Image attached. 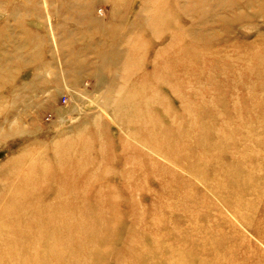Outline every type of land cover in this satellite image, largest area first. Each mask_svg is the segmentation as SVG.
Returning <instances> with one entry per match:
<instances>
[{"label":"rangeland","instance_id":"obj_1","mask_svg":"<svg viewBox=\"0 0 264 264\" xmlns=\"http://www.w3.org/2000/svg\"><path fill=\"white\" fill-rule=\"evenodd\" d=\"M34 33L54 52L91 40L93 77L29 99L31 76L15 81ZM166 51L174 96L146 81ZM147 95L168 104L151 123ZM35 201L90 228L81 264H264V0H0V264L49 244L78 261L77 241L27 239L15 202Z\"/></svg>","mask_w":264,"mask_h":264},{"label":"bare ground","instance_id":"obj_2","mask_svg":"<svg viewBox=\"0 0 264 264\" xmlns=\"http://www.w3.org/2000/svg\"><path fill=\"white\" fill-rule=\"evenodd\" d=\"M173 41H174V39H172V47L174 44ZM172 50H174V49H172ZM165 53H167V51L162 52V56H161V65L162 66H161L160 77H158V75H157L156 77L153 78V81L149 80V78H147L146 81H147L148 85H151L155 81H159L160 83H162L164 85L167 84L166 87H162L161 89H164V91H167L171 95L173 94V96H174L175 91L173 89H174V85H176V81L173 79V74H172L171 70L167 69L168 64L170 65L171 63H168V61L170 59L166 58L167 56L164 55ZM155 64H156V61H155ZM184 74H185V76L191 75V68H188V69L186 68ZM156 90H157L156 87H146L145 88V91L147 93H150V91L156 93L157 92ZM178 92H179V96H181V98H182L179 100V102L180 101L181 102L189 101L190 96H193L192 90H182V91H178ZM151 96L147 95L146 99H145V105L144 106H145L146 111L144 113V116H145L146 123H151V122L156 121L155 116H154L155 111L163 112V111L168 110V104L164 100V98H161L160 101H157L156 99H152ZM137 117L138 116H136L135 118H137ZM173 122H174V120L172 118L168 119V124L170 126L173 125ZM162 128H164V127L162 126L161 128L156 129L155 131H149L147 133L148 136L151 137L150 140L152 141V143H155L158 141V139H162L164 137L165 133L163 132ZM15 203L20 204L21 209H19L18 211H21L20 213L22 214V216H24L26 214V212H29V213H32V215H35V218L32 220V224H31V227L32 228L34 227L35 231L31 232V233H27V232L24 233L28 240L35 242V241H44V239H40V238H45V239L47 238L48 240L51 239L52 243L54 242V243H61V244L66 243V242H76L77 241L76 246L74 247V251H76V255L77 254H78V256L80 255L81 258L78 261H75L74 263L72 262L71 264H81L82 263V261L84 260L83 251H84V246L86 244L85 240H86V236H87V234H85V233L88 232L90 229L88 226L86 227V225L85 226L82 224L79 225V224L73 222V220L70 219V217L72 215L69 214V213H71L69 210L68 211L64 210V212L62 213L63 217H55V216L51 215V211H49L48 209L43 208V207H39V205H37V204H39L38 201H35L33 205H27V203H25V202L24 203L23 202H20V203L15 202ZM20 213H16V214H13L11 212L9 213L10 214L9 222H10V225L12 227L17 226L20 223V217H19ZM91 216H93V213L90 216L88 214V217H91ZM88 217H86V218H88ZM97 217H98V215H97ZM42 229H43V231H42ZM40 231H42L41 234H40ZM11 232L14 235L16 234L13 231H11ZM12 233H11V235H12ZM10 240H11V238L8 239V241H10ZM46 251L48 252V255L32 256L31 258L28 259L29 263H22L21 260L18 258V263L20 260V262L22 264H47L46 259L43 260L44 258H47V260L51 261L52 264H64V261H62L63 255L55 254L56 251H55L53 245L50 246V244H49V248ZM76 255H74V256L76 257Z\"/></svg>","mask_w":264,"mask_h":264},{"label":"crops","instance_id":"obj_3","mask_svg":"<svg viewBox=\"0 0 264 264\" xmlns=\"http://www.w3.org/2000/svg\"><path fill=\"white\" fill-rule=\"evenodd\" d=\"M30 35L29 38L25 40L27 42L24 44L27 46L25 47V51L26 50L28 51L27 55L21 56V50H20L19 52L20 54L18 56L19 61H21V59H24L23 63L26 66H24L22 72L18 71V73L20 72L19 73L20 80L17 79V81H15L16 83H21L22 82L21 77L22 75H25L26 72L28 73L29 77L31 76L28 79V82H26L27 86L23 88L24 90L23 89L21 90L22 92L24 91L30 94L27 95L29 99L58 98L61 95V93L69 94V92H67L69 88L74 87V85L76 84L79 85L80 83H84L87 80V78L90 79L93 77V65H92L93 55L91 49L89 48L87 49V47L92 44L90 42L91 40L89 39L87 41L85 40L86 47L84 51H82L81 48L76 49L75 46H77V43L80 44L81 39L80 40L75 39L77 43L75 42V45H72L73 49H69V51L62 50V51L54 52L52 51L53 50L52 44L48 43L51 40L50 37L46 36L47 34L42 35V34L34 33V35L31 36V38ZM36 40H40L39 41L40 43H37ZM45 40L46 42H44ZM19 43L23 44L21 41H19ZM35 43L36 45L38 44L40 46V47L37 46V50H36L37 53L33 50L34 47L32 46V44ZM59 49L61 50L60 47ZM69 58L76 60L84 58L86 63L81 66L80 65L76 66V63H74V65L71 66H65L60 64L61 61L64 62V60ZM36 60L39 63L36 64L35 63ZM14 61H16V58H14ZM18 67L20 68L21 65H18ZM32 69L34 70L32 71ZM43 76L45 77L51 76L52 78L47 79L44 78Z\"/></svg>","mask_w":264,"mask_h":264}]
</instances>
